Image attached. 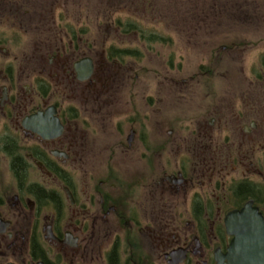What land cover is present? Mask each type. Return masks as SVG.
I'll use <instances>...</instances> for the list:
<instances>
[{
    "label": "flooded vegetation",
    "instance_id": "af4514ba",
    "mask_svg": "<svg viewBox=\"0 0 264 264\" xmlns=\"http://www.w3.org/2000/svg\"><path fill=\"white\" fill-rule=\"evenodd\" d=\"M45 1L0 0V264H242L230 248L264 243V117L243 101L218 114L216 133L215 115L178 136L157 122L147 134L144 121L127 137L94 132L108 81L117 75L123 87L134 72L125 58L141 54L111 46L96 60L74 34L65 44L70 29L45 20ZM45 30L52 44L27 52ZM251 76L264 85V68ZM222 130L228 143L215 139ZM171 153L173 167L163 160Z\"/></svg>",
    "mask_w": 264,
    "mask_h": 264
},
{
    "label": "rangeland",
    "instance_id": "374dc122",
    "mask_svg": "<svg viewBox=\"0 0 264 264\" xmlns=\"http://www.w3.org/2000/svg\"><path fill=\"white\" fill-rule=\"evenodd\" d=\"M42 7H48L46 21L59 18L62 28L68 25L71 36L65 44L74 41V34L83 43L81 51L96 60L111 46L135 48L141 54L139 59L125 58L134 72L123 87L117 75L108 81V111L99 124L90 126L94 132L100 127L103 133L127 137L136 123L141 133L144 121L147 134L157 122L158 130L173 129L178 136L180 125L191 122L196 129V119L208 123L215 115L216 133L221 128L218 114L230 117L234 102L243 108V101L250 102L247 111L264 117V85L251 81V70L262 69L264 57V0H46ZM133 25L145 37L158 31L171 41H144ZM45 33L34 34L24 49L35 51L40 40L52 44ZM112 121L114 129L108 130ZM228 134L222 130L215 139L228 143ZM161 140L157 135V145ZM174 158L171 153L163 160L172 166ZM157 160L158 165L164 163Z\"/></svg>",
    "mask_w": 264,
    "mask_h": 264
},
{
    "label": "water",
    "instance_id": "95a60500",
    "mask_svg": "<svg viewBox=\"0 0 264 264\" xmlns=\"http://www.w3.org/2000/svg\"><path fill=\"white\" fill-rule=\"evenodd\" d=\"M85 75H87V74L85 73ZM230 217L231 216L229 215L228 218H227V226H228V229H229V224H230ZM229 232H230V230H229ZM238 244L240 246L239 249H238V245L237 244H236L237 247H234L233 246L232 248H230L229 253L227 254V258L228 259L230 258V255L232 253H235L238 256V260L240 262H242V264H243V262L249 256V254L250 255L252 254L253 256L259 255V257L261 258V260L264 257V243L258 249H255L254 246H253L251 251L249 249H246V245H247L246 243L239 242ZM263 261H264V259H263Z\"/></svg>",
    "mask_w": 264,
    "mask_h": 264
},
{
    "label": "trees",
    "instance_id": "16d2710c",
    "mask_svg": "<svg viewBox=\"0 0 264 264\" xmlns=\"http://www.w3.org/2000/svg\"><path fill=\"white\" fill-rule=\"evenodd\" d=\"M261 67L264 68V57L261 59Z\"/></svg>",
    "mask_w": 264,
    "mask_h": 264
}]
</instances>
